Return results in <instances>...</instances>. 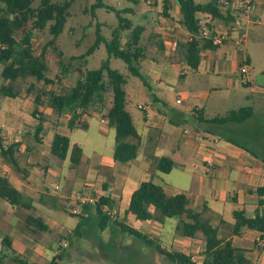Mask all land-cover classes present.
Returning a JSON list of instances; mask_svg holds the SVG:
<instances>
[{
	"label": "crops",
	"instance_id": "0c3cea01",
	"mask_svg": "<svg viewBox=\"0 0 264 264\" xmlns=\"http://www.w3.org/2000/svg\"><path fill=\"white\" fill-rule=\"evenodd\" d=\"M150 1H145L148 7ZM231 2L228 0L231 5L229 8L235 14L238 13L237 10H234L235 2ZM262 11H264L263 2L254 0L251 13L254 17H260ZM177 13L171 1L169 16L163 14V20H176L182 25L180 22L182 16L177 18L175 16ZM138 14L145 21H149L153 15L150 9L149 15L144 12ZM201 17L209 18L207 14L201 15ZM257 20L259 18L253 21L243 19L238 13L235 15L234 21L228 24L216 21L211 29L213 31L227 29L231 36H237L238 33L245 31L244 25L251 22L259 23L260 20L259 22ZM138 25L144 27L143 33H148L151 30L156 35L150 28L147 31L144 24ZM153 25L151 24V26ZM152 28L157 29L158 26ZM182 29L185 36L191 37L183 25ZM169 31L170 33L175 31L174 27L172 26ZM149 42L151 45L153 42L151 38H149ZM162 43L161 41L158 43L159 53L155 52L148 59L145 55L148 45H144L140 41V46L144 51L143 57L138 62L139 66L143 63L154 72L159 70L162 73V78H159L158 82L165 79L170 81L173 87L178 84L180 78H185L186 69L191 70L193 74L189 83L192 85L189 86V90L178 92V96L182 97L183 101L188 100L189 103L183 108H168L165 105L166 102H162L160 108L156 102L164 100L155 94L154 104L147 106L150 109L149 117H145L143 112L141 118L128 112L135 126L140 145L136 158L127 163L116 162L113 158L115 131L114 128H111L112 126L109 128L110 124L107 118L100 119L102 132L98 136L102 139L99 142L103 144V139L111 141L108 138L111 136L113 145L105 147L102 152L89 148L87 153L83 142L72 138L75 135L73 132L75 129L89 128L87 120L89 116H96L97 112L107 111L111 107L112 90L109 86L104 93L105 101L101 109L89 108L85 110L78 119V127L73 129L68 127L70 115L58 114L41 94L42 90L61 94L66 91L63 87L56 89L53 87L54 84L49 83L44 85L52 86L39 92H31L33 87V83H31L24 90L13 91L15 96H7L8 100L1 101L0 121L4 120V122H0V136L4 145L16 144L14 158L18 170L8 157L0 155V175L5 176L14 188L29 197L32 206L29 209L12 206L0 199V236L2 243H5L9 248V251L6 250L5 253L0 251V264H18L13 260V257H25L30 262L37 264H50L58 254H60V260L56 261L60 264L66 252L62 248L63 243L58 241L57 245L55 244L53 234L56 233V228H59L64 237L75 233L74 230L61 227L59 223L48 216V211L60 207L59 199L62 198L66 201L65 195L75 189L85 190L91 195L108 199V205L117 210V216L114 217L117 218L116 220L146 234L169 251H177L189 257L193 255L199 257L202 262L201 253L205 248V242L201 234L197 233L193 237L178 235L175 229L177 218H165L163 223H158L153 219H136L125 214L133 191L142 181L149 179L161 184L167 195L186 194L191 200L192 207L198 211L203 203H206L208 209L205 216L214 226L218 227L219 236L223 239H230L236 247L248 250L249 260H251L249 255L252 252L260 253L264 250L256 246V241L261 236L260 232L243 228L238 234H232L234 211L241 210L248 217H253L256 211L259 213L264 211V204H261L260 196L257 193L258 188H264V158L254 155L244 142H240L236 138L250 140L243 126L252 122L258 115L264 114V99H261L264 96L261 95L260 90L251 89L256 92L257 101L253 102V116L245 122L219 124L209 121V119L233 109L232 105L238 95L235 93L237 86L234 76L227 73H235V76L240 77L239 67L245 63L247 75L250 76L248 68L250 57L245 50L243 51L245 41L242 43L243 48L234 45L233 41L229 39L222 46L201 49V58L196 69H192L186 64L182 53L183 60L181 59V62H177V59L172 62L168 61V55L174 54L175 44L171 47L170 54L167 40H164L165 44ZM155 44L157 43H154L156 47ZM2 69L3 65L0 64V87L9 85L2 75ZM202 71L207 74L206 76L212 75L214 78L208 86L201 87L196 84L199 83L201 77H205L199 73ZM250 81L245 84L241 83L249 85L252 83V80ZM71 86H67V89ZM39 87L41 86L39 85ZM37 95H40L38 104L34 101ZM0 99H2L1 96ZM40 119H42V128L40 131H36ZM56 133L66 135L70 140L68 155L64 159H60L50 152V146ZM261 140L262 137L257 142L260 143ZM131 141L135 142V139H131ZM73 145H78L82 150L80 161L76 165L71 164L69 160ZM161 156H167L172 160L170 171L161 172L154 167L153 159ZM208 163L211 169L207 172L205 166ZM56 183L61 184L63 188L60 193L54 189ZM51 186L52 190H50ZM33 210L37 212L35 215ZM29 216L41 218L42 223L47 226V230H43L39 238H33L28 234L37 228V225L35 228H29L28 223L33 222L28 220ZM77 216H80L84 222H90L95 230H101L100 219L96 216L92 206L84 208ZM103 224L105 225V223ZM110 227L120 228L112 220L107 222L104 229ZM77 233L79 234V232ZM68 237L66 239H69ZM131 263L136 264L133 261Z\"/></svg>",
	"mask_w": 264,
	"mask_h": 264
},
{
	"label": "trees",
	"instance_id": "16d2710c",
	"mask_svg": "<svg viewBox=\"0 0 264 264\" xmlns=\"http://www.w3.org/2000/svg\"><path fill=\"white\" fill-rule=\"evenodd\" d=\"M34 1L36 0H0V3L3 4L0 8V64L3 65L2 75L9 84L0 87L1 95L15 96L13 83L26 76L32 77L37 82L42 81L43 84L53 82L46 76L48 68L46 50L49 46L55 47L56 39L64 29L69 15L68 9L73 0L56 2L39 0L38 5L33 6ZM176 2L182 16L180 22L191 36L190 39L181 44L182 57L190 68L196 69L200 62L201 49L217 47L212 45L209 40L196 37L202 27L199 22L203 20L204 25L208 28H213L215 21L228 24L234 21L235 12L230 9L223 11L219 0L207 2L176 0ZM162 3L163 14L169 16L171 0H162ZM94 7L98 8L102 5H95ZM205 14L208 15V19L201 17ZM44 29H48L52 38L48 40L38 54H35L32 45L33 31ZM125 31H128V35L123 43ZM143 32L144 27L142 25H134L130 20L120 16L118 25L112 30L109 40L103 37L99 29L96 28L93 44L79 57L82 59L86 55L92 54L103 43L108 55L107 59L101 63L99 68L83 72L76 83L61 94L41 91L42 95L47 94L48 103L53 106L58 114L70 115L68 127L73 129L78 127V119L85 110L89 108L101 109L105 101L104 93L109 86L112 90V101L105 116L115 131L113 158L120 163H127L135 159L140 143L132 118L125 108L126 93L123 87L125 78L119 71L110 68L109 59L111 57L121 59L132 74L139 75L136 65L143 57L144 49L140 46ZM34 101L38 104L40 95H37ZM252 116L253 109L251 107H239L215 116L209 121L219 124L242 123ZM41 121L42 119H40L36 131L41 130ZM131 139H135V142ZM15 147L16 144L4 145L0 136V155L8 157L12 165L18 170L14 158ZM69 147L68 136L56 133L50 146V152L54 156L64 159L68 155ZM81 155V148L78 145H73L69 156L71 164H78ZM153 165L161 172H168L172 167V160L167 156L156 157L153 159ZM263 192V187L257 189L259 196ZM0 199L12 206L27 209L32 206L31 199L14 188L2 175H0ZM260 202L262 204L261 200ZM103 204H108V199L100 197L99 202L85 206V209L88 206L94 208L96 216L100 219L99 227L101 230L104 229L108 221L112 220L119 225L123 232L138 238L145 245L153 247L171 262L196 264L190 260L189 256L177 251H169L146 234L116 220L117 218H109L101 211ZM207 209L206 203H203L201 209L196 210L192 207L191 200L186 194L167 195L161 184L149 179L142 181L133 191L125 214L136 219H153L158 223H163L165 218L174 217L178 219L175 229L181 235L193 237L200 233L205 242V248L201 253L203 260L200 264H251L247 257L248 250L236 247L230 239H223L219 236L218 227L214 226L210 219L205 216ZM233 217L232 234L234 235L243 228L256 230L260 233L264 232L263 213L256 211L253 217H248L243 211L236 210L233 212ZM28 220L36 223L39 230H47V226L42 223L41 218L29 216ZM77 232V228H75L74 233ZM256 246L264 249V243L259 246L256 241ZM13 260L18 264H37L30 262L25 257H13ZM56 260H60V254L50 264H58Z\"/></svg>",
	"mask_w": 264,
	"mask_h": 264
},
{
	"label": "rangeland",
	"instance_id": "374dc122",
	"mask_svg": "<svg viewBox=\"0 0 264 264\" xmlns=\"http://www.w3.org/2000/svg\"><path fill=\"white\" fill-rule=\"evenodd\" d=\"M56 1L64 0H53V2ZM145 1L146 0H73V3L68 9L69 15L64 29L56 39L55 47L53 48L52 46H49L46 50V62L48 66L46 76L53 80V83H51L54 84L53 87L56 89H60V87L67 89V86L76 83L77 79L81 77L83 72L100 67L101 63L108 57L103 43L100 44L92 54L86 55L83 59L80 57V59L76 58V56L84 54L93 44L96 28L99 29L100 34H102L103 37L109 40L111 38L112 30L118 25L119 16L130 20L134 25L144 24L147 31L150 28L156 33L157 36L149 30L148 33L145 32L142 34L141 43L148 45L145 52L146 58L149 59L155 54V52L159 53L160 49L158 43L161 41L163 42L162 44H165L164 40L166 39L167 47L170 48V54L171 47L175 44V50L173 51L174 54L168 55L167 60L172 62V60L177 59V62H181V44L190 37L185 36L182 25L179 24L178 21H169V19L166 21L163 20L162 0H151L149 7L146 5ZM171 1L175 10L179 13L175 16L177 18L181 17L176 0ZM198 1L207 2L210 0ZM231 1L236 3L239 0ZM261 1L264 5V0ZM38 3L39 0L34 1L33 6H37ZM100 4L102 7H94L95 5ZM219 4L223 11L230 9L229 7L231 6L229 5L228 0H219ZM2 6L3 4L0 3V8ZM149 9L153 14L151 15L150 20L145 21V19H141L142 16L138 13L144 12L149 15ZM238 13L243 19L246 18L253 21L259 18L260 20V22L257 20L259 23L251 22L250 24L243 26L245 27L244 32L246 34L243 51L245 50L250 57V66L248 65L250 76L248 75V78L252 80V83L249 85H243L239 76H235V73H227L234 76L235 84L237 86L235 93L238 95L232 105L233 109L239 107H251L253 109V102L255 103L257 101L255 97L257 94L251 89L260 90L262 92L261 95L264 96V11L260 13V17H254L252 13L247 15L240 12ZM238 13L235 15H238ZM151 24H154L153 26H158V28L153 29ZM172 26L175 31L170 33L169 29ZM123 35L126 39L128 31H125ZM51 38L52 36L48 29L33 31L32 45L35 54H38L41 48ZM149 38H151V41L154 43H157L155 44L156 47L153 42V45H150ZM123 41L125 42V40ZM109 66L112 69H116L124 76L125 83L123 87L126 92V110L134 116L141 118L142 111L137 109V105L140 104L147 108L150 104H154L153 97L155 94L159 95L162 100H164L156 102V105L160 108L162 102H166L165 105L168 108H183L189 103L188 100L183 101L182 97L178 96L180 90H189V86L192 85V83H189V79H191L193 73L189 69L185 70V78H180L178 84L173 87L168 80L162 79L161 82H158V79L162 78V73L159 70H156L155 72L150 70L143 63H141L140 66L139 63L136 65L139 75L132 74L128 70L127 65L121 59L111 57L109 59ZM65 68L66 71H64ZM199 73L205 75V77H201L199 83H196L197 85L199 84V86L204 87L213 82L214 78L212 75L206 76L207 74L203 71ZM105 79H107L106 76ZM31 83H33L31 92H39L46 87L52 86H45L42 81L37 82L31 77H25L14 82L13 91L19 92L22 89L24 90L26 87H29ZM39 85L41 87H39ZM0 96L2 98L0 99V103H2L1 101L8 100L7 96H2L1 94ZM43 96L45 101H47V94H44ZM177 99H180L181 101L176 102ZM147 110L149 113L150 109L147 108ZM105 114L106 110H102L97 112L96 116H89L87 118L89 128H79L73 131L75 135L72 136V138L82 141L83 146L86 148V152L89 148L102 152L105 147H110V144L111 146L113 145L111 136L108 137L111 141L103 139V144L99 142L102 139L98 136L102 132V129L100 128V119L106 118ZM0 122H4V120H1ZM110 127L111 126H109V128ZM243 127L247 136L250 137V140L247 141L235 137L240 142H244L254 155L264 158V114L258 115L252 122L247 123ZM261 137V142H257ZM252 140H255L256 142H253ZM59 185L61 186V184ZM52 189L53 187L51 186L50 190ZM56 192L60 193L61 190ZM59 201L61 202V206L48 211V216L59 223L61 227H65L69 230L77 228V231L79 232V234L75 233L71 234V236L68 235L69 237L67 235L64 237L59 231V228H56V233L53 234L54 242L56 245L58 241L63 243L62 248H64V251L66 252L60 264H132L131 261L136 262V264H174L158 253L153 247L145 245L138 238L127 232L121 231L120 228L114 229L110 227L103 230H95L90 222H84L80 216L69 213L67 201L62 200V198L59 199ZM36 213L37 212L33 210V214L35 215ZM28 225L29 228L36 227V224L33 222H29ZM41 232V230L35 228V231L29 232L28 234L33 238H39ZM176 233L178 235L180 234L178 231H176ZM66 237L69 239H66ZM6 250L9 251V248L5 243H2V237L0 236V251L5 253ZM249 256L251 264H264V250L260 253L254 251V253L252 252Z\"/></svg>",
	"mask_w": 264,
	"mask_h": 264
},
{
	"label": "built area",
	"instance_id": "2783aa9c",
	"mask_svg": "<svg viewBox=\"0 0 264 264\" xmlns=\"http://www.w3.org/2000/svg\"><path fill=\"white\" fill-rule=\"evenodd\" d=\"M254 7V0H239L234 4V9H236L238 12L242 14H249L253 10ZM202 27L199 34L196 35V37L209 40L211 41L212 45L214 46H222L224 45L229 39L233 41V44L236 46H242V43L245 41L246 34L244 31L237 34V36H231L229 31L227 29L223 30H215L213 31L211 28H208L204 25V21L199 22ZM191 38V37H190ZM189 38V39H190ZM247 66L245 63L241 64L239 67V73H240V81L245 84L250 82V79L247 75ZM180 99H177L176 102H180ZM138 109L141 110L145 117L149 116V113L147 112L146 108L143 105H138ZM217 142V140H215ZM211 169L210 164L208 163L205 166V171H209ZM54 189L57 191H62V187L59 184L54 185ZM68 211L72 215H79L88 204H95L99 202V197L91 195L87 193L85 190H71L68 195H65ZM260 200L264 204V192L260 195ZM101 211L103 214L108 216L109 218H114L117 216V210L110 207L108 204H103L101 206ZM263 217H264V211H263ZM257 242L259 245H263L264 243V232L261 233V236L257 239ZM190 259L192 262L200 263V258L195 256H190Z\"/></svg>",
	"mask_w": 264,
	"mask_h": 264
}]
</instances>
